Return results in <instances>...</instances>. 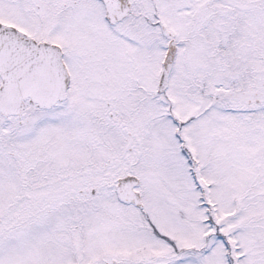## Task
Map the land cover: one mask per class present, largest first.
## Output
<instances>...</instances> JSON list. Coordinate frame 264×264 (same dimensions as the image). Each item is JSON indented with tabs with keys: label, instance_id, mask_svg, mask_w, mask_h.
<instances>
[{
	"label": "snow or ice",
	"instance_id": "obj_1",
	"mask_svg": "<svg viewBox=\"0 0 264 264\" xmlns=\"http://www.w3.org/2000/svg\"><path fill=\"white\" fill-rule=\"evenodd\" d=\"M0 264H264V0H0Z\"/></svg>",
	"mask_w": 264,
	"mask_h": 264
}]
</instances>
